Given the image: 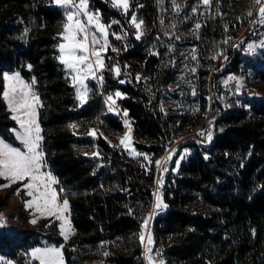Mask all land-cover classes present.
Segmentation results:
<instances>
[{
    "label": "trees",
    "instance_id": "obj_1",
    "mask_svg": "<svg viewBox=\"0 0 264 264\" xmlns=\"http://www.w3.org/2000/svg\"><path fill=\"white\" fill-rule=\"evenodd\" d=\"M131 1L125 15L107 0H89V7L111 24L110 47L103 81L100 86L89 82L88 101L81 105L57 59L65 10L54 0H0V135L16 142L10 132L14 122L1 100L3 72L16 69L27 81L36 80L47 162L60 196L70 203L75 236L65 246L66 264H145L139 235L153 204L155 162L184 128L176 127V120L160 105L162 92L176 78L175 51L186 43L180 31L193 23L201 25L211 67L226 51L224 36L238 37L252 18L237 21L241 0L200 4L196 9L201 20L187 0H175L179 10L173 0ZM227 4L229 17L223 8ZM174 10L177 26L176 18L168 16ZM132 14L144 22L140 40L129 23ZM111 33L124 38L117 40ZM234 55L226 72L238 62L240 53ZM252 60L258 64L257 77L264 81V66L258 58ZM114 66L121 69L119 77L111 71ZM116 91L123 94L116 102L120 113L109 111L105 102V96ZM125 120L136 152L149 160L130 155L110 138L128 130ZM201 121L200 117L195 124ZM73 124L76 128L70 127ZM211 125L207 146L194 140L181 144L168 171H160L167 207L152 221L154 246L166 264H264V100L223 111ZM93 129L97 135L88 136ZM54 228L58 230L55 223ZM44 243L62 245L64 240L56 231L38 236L3 231L0 257L24 264L20 252Z\"/></svg>",
    "mask_w": 264,
    "mask_h": 264
},
{
    "label": "snow or ice",
    "instance_id": "obj_2",
    "mask_svg": "<svg viewBox=\"0 0 264 264\" xmlns=\"http://www.w3.org/2000/svg\"><path fill=\"white\" fill-rule=\"evenodd\" d=\"M54 3L65 10V22L62 25V31L58 33L61 42L57 45L59 50L57 59L68 70L72 85L76 90V99L81 105H84L89 98V88L85 81L89 79L103 81L102 72L106 67L105 53L110 47L108 37L111 24L105 25L101 22L100 13L90 10L89 0H54ZM173 3L175 8L179 10L180 6L175 4V0H173ZM200 3L211 7L212 0H200ZM111 5L113 8L121 10L125 15L129 12V0H111ZM256 6L259 7L257 20L254 23L264 25V0H253V7ZM193 11L195 12L196 9L194 8ZM247 15L252 16L253 11L249 10ZM112 23L118 24L119 21L114 20ZM129 23L136 31L135 39L140 40L143 35L141 30L144 23L143 20H138L137 16L132 14ZM161 24H163V21H161ZM200 27V24L195 25L197 30ZM111 35L117 40L124 38L116 33H111ZM262 46H264V42H262ZM111 50L113 52L118 51L114 47ZM249 51L254 52L255 48L249 45ZM192 59L195 60L196 56L193 55ZM29 68H31V65H29ZM111 71L114 72L116 77L121 75L119 66H114ZM97 73H101V75L97 76ZM136 79L140 80L141 77L137 76ZM229 79L236 80L235 89L239 93L243 86V81L238 80L236 77H230ZM3 80L5 82L2 92L3 100L8 110L12 113L11 119L16 121L19 126V130L13 129V132L16 140L20 142L23 148L13 147L3 139H0V178L5 181L4 184H0V188H9L19 184L20 187L16 188L15 194L19 195L23 190L31 198L25 201L26 208H34V211L39 213L40 217H54L60 221V235L67 241L71 235L75 234L68 219L70 215L69 201L67 199H63L62 202L59 201L58 192L53 187L58 181L50 172L43 171L46 167L45 154L42 147L44 137L38 121V108L42 107V103L39 96L33 91L36 80L33 77L30 84L25 83L21 79L19 72L14 74L4 73ZM124 82V80L119 81L121 84ZM227 83L228 81H225V84ZM116 98H123V94L116 91L114 96L108 95L106 97L105 102L109 104V111L115 110ZM123 114L127 116V112ZM124 123L128 127V131L120 138L119 143L128 149L131 148V127L127 120ZM70 127L76 128V125L73 124ZM87 135L95 137L97 132L94 129L89 130ZM200 135L204 136L205 133L202 131ZM207 140H212L211 131L207 133ZM174 154L175 150L169 152L163 161L158 160L155 162L156 166L162 168V172H167L168 168L166 165L168 161L172 160ZM98 155V153H93V156ZM130 155L141 156L144 154L136 152L133 148ZM144 159L149 160V157L144 155ZM179 163L180 161L177 160L176 165L179 166ZM156 183L158 187L154 193L156 197L154 209L144 219L142 231L139 235L140 242L145 246L148 264H156L155 257L152 255L153 237L149 230V222L159 210L167 207V205L163 204L162 194L159 191L163 186V175L160 176ZM60 191H63V189ZM31 222L35 224L37 220L33 219ZM145 233H147V236H145ZM145 239H147L146 244ZM103 255L107 256L109 253L105 252ZM31 256L39 261V264H64L62 246L35 248L32 250ZM0 261H3L2 257H0ZM3 264H11V262L5 261ZM159 264H164V261L160 260Z\"/></svg>",
    "mask_w": 264,
    "mask_h": 264
},
{
    "label": "rangeland",
    "instance_id": "obj_3",
    "mask_svg": "<svg viewBox=\"0 0 264 264\" xmlns=\"http://www.w3.org/2000/svg\"><path fill=\"white\" fill-rule=\"evenodd\" d=\"M177 1L180 3L183 0H177ZM107 2L111 5V0H107ZM187 2L188 4L189 2H191L189 7L191 11L195 13V18L197 20H201V13H198L196 9L201 4L200 0H187ZM129 4L131 8L132 5L131 0H129ZM237 7L238 9L235 15L237 17L238 22H241L245 16H248L247 12L249 10L253 11V15L252 18L250 19V23L249 25H247V27L243 28L240 31L238 37L233 38L228 36L227 34L224 36L223 42L225 43V41H227V43H225L226 51L223 52L219 56V58H217L215 64L212 65L211 67L207 61L209 59V56L204 55V51L206 47H203L202 43L203 41H205V39L202 38L203 36L200 28L197 30L194 26L195 23H193L192 25H190V27L184 29V31H180L181 33L180 36L186 40V43L179 46L178 49L175 51V58H176L175 65H176V73H177L175 74L176 78L175 81L162 92V97L160 99V105L165 115L173 116V118L176 120V125H175L176 127L184 126V128L179 131V135L176 136L173 146L167 147L165 155L161 156L156 160V161L158 160L163 161L164 158L169 154V152L175 150V154L173 155L172 160L168 161L166 165L167 167L170 165L172 161H174L178 157V147L181 144H184L191 140L198 142L199 145L203 147L209 144L210 141L207 140V133L209 131L212 132L211 124L214 118L218 114L227 110L248 108L249 105L253 104L256 100H264V81H261L257 77L258 66L256 67V65L258 64H256L254 60H252V57L258 58V60L261 62V66H264V46H262V42H264V25L254 23V21L257 20V16L255 18V15L258 11L259 6L253 7V0H241L240 2H238ZM194 8L196 9L195 12L193 11ZM223 8H225V10L227 11L228 17L232 15L230 12L231 5L230 6L228 4L226 6L223 5ZM90 10L92 12H98L96 10H92L91 8ZM116 10L124 14L121 10L119 9ZM168 16L171 19L172 17L176 18L174 20V24H173L174 26H177V24L175 23L179 24L178 13L176 10L171 11V13ZM101 22L104 23L102 18H101ZM141 30L143 31V27ZM109 37H110V29H109ZM249 45H252L255 48L254 52L249 51ZM235 53H240L238 57V62L235 65V67L231 69V71L226 72V68H228L230 60L233 59V55ZM193 55L196 56L195 60L192 59ZM17 72L18 71L16 69L5 70L3 74L4 73L14 74ZM66 72L69 81L72 84V80L68 73V70H66ZM99 75H101V73H97V76ZM20 77L25 83H29V84L31 83L26 79H24L21 75ZM230 77H236L238 80L243 81V86L241 87L239 93H237L235 89L236 80H230L229 79ZM225 81H228V83L225 84ZM2 82L3 83H2V91H1V100L11 119L12 113L8 110L7 105L3 100V96H2V92L5 87L3 75H2ZM89 82H95L98 86L101 85V81L89 79L85 81L88 88H89ZM33 91L36 93L34 87H33ZM151 94L153 96V93ZM89 95H90V89L88 96ZM106 97L107 96H105V100ZM114 109L115 110L113 112L120 113L117 104L114 106ZM200 117L202 118L201 123L195 124V122ZM38 121H39V108H38ZM13 122H14V126L10 129V132L17 143L9 139H6L1 135H0V139H3L6 143L12 145L13 147L23 148L20 142L16 140L15 133L13 132V129L19 130V126L16 123V121L13 120ZM188 129L190 130L188 131ZM202 131L205 133L204 136L200 135ZM125 133L111 134L110 138H112V140H114L115 143H117L119 146H122L125 150H127L130 153L131 150L134 148L133 146L134 138L132 132H130L131 148L126 149L123 145H120L119 143L120 138L123 137ZM42 147L45 154V162H46V167L43 169V171L50 172L52 176L55 177L53 173L50 171L43 142H42ZM161 170L162 168H158L156 166L155 192L157 191V187H158L156 181L160 178ZM56 185L57 184L53 185V187L57 190ZM18 187H20L19 184L13 185L12 187L9 188H0V218H2L0 219V233L4 231L7 232L8 234L23 233V234H29L31 236L32 235L38 236V235H51L54 233V231H56V233L60 235V231H59L60 221L56 220L54 217H47V218L40 217L39 213H36L34 211V208L33 209L26 208L25 201H28L31 198L28 197L23 190L20 192L19 195H16L15 190ZM159 191L161 192V188L159 189ZM57 192H58V199L60 202H62L63 198L60 196L58 190ZM155 202H156V197L154 195L153 204L150 213L153 212ZM164 210L165 208L159 210L157 214H159ZM157 214H155L149 222L150 232H151L152 221L154 220ZM33 219L37 220L35 224L31 222ZM68 219L70 220L71 226L73 228L71 222V210ZM42 221H46V222L41 223ZM54 223L57 225L58 230L54 228ZM74 236L75 234L71 235L67 241L63 239L64 244L62 245H55L53 243H44L40 246H35L30 248L27 252L21 251L20 255L22 256V262L24 264H39V261L33 259L31 256V252L33 249L62 246L64 264H66L65 246L70 244V242H72ZM145 236H147V233H145ZM146 243H147V239H145V244ZM152 248H153L152 255L155 257V262L156 264H159V261L163 260L160 251L156 250L154 243L152 245ZM157 253H159V255H157ZM143 259H144V263L148 264V260L146 258L145 246H144ZM5 261H10L11 264H20L15 260L7 259V258H3V261H0V263L3 264V262ZM164 264H166L165 261Z\"/></svg>",
    "mask_w": 264,
    "mask_h": 264
}]
</instances>
